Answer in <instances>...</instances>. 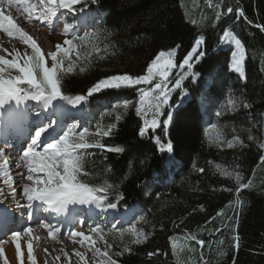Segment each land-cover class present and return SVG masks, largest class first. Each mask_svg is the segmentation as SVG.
Segmentation results:
<instances>
[{"label":"trees","instance_id":"obj_1","mask_svg":"<svg viewBox=\"0 0 264 264\" xmlns=\"http://www.w3.org/2000/svg\"><path fill=\"white\" fill-rule=\"evenodd\" d=\"M73 8L103 15L92 34L99 39V50L80 54L82 62L61 80L62 94L85 95V106L92 111L98 109L97 99L88 96L87 90L99 79L118 73L145 74L161 50L167 52L176 44L182 46L176 55L178 63L195 38H205L202 50L207 57L200 63L193 61V74L171 95V108L165 114L178 103L182 91L188 93V100L172 112L166 132L163 127L155 130L162 142L170 140L175 146L171 162L157 150L150 134L143 139L137 135L142 119L136 115L132 89L118 92L132 102L127 110L119 107L109 116L105 113L112 107L101 109L103 127H117L98 141L124 151L89 149L94 155L85 158L90 175L83 179L96 185L120 184L118 190H111L107 202L116 203L117 208L135 207L139 211L136 227L151 233L144 243L131 245V253L117 256L131 236L127 233L122 240L119 234L106 232L105 246L106 242L113 245L107 247L111 258L116 264H264V162L260 160L264 155L260 147L264 143V30L260 27L264 26V0H79ZM239 10L244 15L238 16ZM225 31L241 40L246 79L230 70L232 50L224 49L220 39ZM208 78L211 83L205 88ZM204 90L207 104L202 114L199 104ZM104 93L103 101L115 98ZM230 99L239 107L217 117L215 112ZM243 103L251 107L245 109ZM117 112L122 113L119 121ZM206 121L214 128L209 133ZM250 134L255 137L252 141ZM234 136L238 141L228 148L225 141ZM223 170L233 175L224 176ZM237 172L244 183L251 181L239 193L235 191ZM140 215L146 222L138 223ZM237 233L238 249L233 247ZM157 250L159 255L148 256Z\"/></svg>","mask_w":264,"mask_h":264},{"label":"snow or ice","instance_id":"obj_2","mask_svg":"<svg viewBox=\"0 0 264 264\" xmlns=\"http://www.w3.org/2000/svg\"><path fill=\"white\" fill-rule=\"evenodd\" d=\"M77 3H79V0H40L37 6L24 2V0H18L16 3L13 0H7V7L10 9L15 7L17 12H24L27 14L28 19L35 20L41 26L45 24L53 26L54 18L57 17L58 10L68 9L74 12L76 9L73 8V5ZM4 6L5 0H0V30L6 33L10 39L18 37L20 41L30 46L32 50L31 54L27 51L20 54L23 60L22 64L18 63L16 59L9 61L0 57V65L5 66L0 67V109H4L5 105H9L11 101H14L16 105L15 107L9 106L4 111H0V141L6 147L10 140H15L21 144L22 151L16 163V168L20 170L17 172V175L20 181H27L22 184V192L19 193L26 201V204H21L19 201H16V206L27 207L29 209V217L41 205L47 206L46 211L57 214L66 213L68 216H72L78 211L75 208L76 205H95L98 208H104L108 196L112 195L111 190H118L120 184L105 182L96 185L83 179V177L90 175L86 170L85 158L86 156L94 155V153L88 151L93 148H98L101 151L107 149L108 151H115L117 153L123 152L124 149L120 147L113 149L101 144L95 139V135L90 134L88 128H83V130L77 132L75 123L68 124L67 129L64 130L61 126L68 120L74 119V117L65 108L53 104V101H57L59 98L75 106L86 98L85 95H76L73 98L63 95L61 91V80L63 76L72 72L74 68L73 64L62 67L66 54L73 50L74 40L64 41V44L69 46L67 49L62 48L58 44L56 51L48 54L51 57V67H48L45 63V56L41 53V49L37 46L34 38L14 22L10 12L7 14L4 13ZM37 7L40 10L39 15H35ZM80 11H83V9ZM232 11L233 9L228 7L227 12L231 13ZM237 15L242 16L244 13L242 10H239ZM220 19L221 12L217 11L216 20L219 21ZM192 23L195 25L196 21H192ZM260 27L264 30V26ZM65 32H67V28ZM220 39L225 43H234L235 51L231 53L230 70L238 73L242 79H246L245 68L243 66L245 50L241 40L229 31H225ZM204 43V36L199 35L195 38L194 43L183 56L182 60H179L175 65L173 63V57L177 55L182 46L176 44L167 52L161 50L148 64L146 74L134 76L129 73H118L105 76L87 90V95L92 96L93 94L110 89L123 90L132 86H146L137 89L139 100L135 107V112L142 119V124L138 128L137 135L143 139L146 134H150L154 144L158 146L157 150L162 153H169L168 160L171 162L173 160L172 154L175 153V146L170 140L167 143L162 142L161 137L155 134V130L163 127L165 132L167 131L173 113L172 111H168L165 114L164 107L171 108L169 97L172 92L180 89L185 78L193 74V61L200 63L207 57V52L200 49V46ZM93 48H95L94 45ZM5 51L7 50L5 49ZM14 51L17 50L14 49ZM58 53L61 54L58 55ZM77 58L79 59V56ZM174 67L178 68L179 71L176 73L174 83H172L169 79V72ZM6 69L9 71L15 70L18 75L4 79L3 74ZM261 70H264V68ZM80 71L83 72L84 68L81 67ZM21 84H26L29 87L27 89L21 88L19 86ZM27 100L41 102L43 108L49 109V111L46 115L37 112L33 116L28 108L20 107ZM131 104V101L118 103L112 107L111 111L105 113V115H112V112L116 111L119 107L127 110ZM237 107H239V104L230 99L222 110L215 112V115L221 117L228 111H235ZM243 107L248 109L251 105L243 103ZM149 113H151V119L147 118ZM165 115H167V118H163ZM52 117L56 118L54 122H45L51 121ZM121 119L122 113L117 112L116 120L119 121ZM116 127V124H108L105 128L101 129L99 124H97L96 134L104 137L110 136ZM61 132L62 134H60ZM29 138L30 142L24 147V142L29 141ZM217 139H220V137L218 136ZM254 139L255 137L251 134L248 136L249 141ZM237 141L238 137L234 136L233 139L226 140L225 143L228 148H232ZM239 143L243 146V141H239ZM218 146L223 147V145ZM260 147L264 148V143ZM3 153L4 148H0V155ZM260 160L264 162V155L260 156ZM2 169L3 166L0 165V176L4 177V183H8L10 180L15 183L13 177ZM24 169H26V172ZM129 170L131 169L129 168ZM200 171L204 170L200 169ZM221 174L227 177L233 175L232 172L227 170H223ZM235 180L237 185L235 191L237 193L251 186V181L248 183L243 182V178L239 172L235 173ZM213 190L215 191V189ZM224 190L229 192L233 191V189ZM12 194L13 197L17 195V189L15 187L12 188ZM120 198L121 194L117 192V199ZM37 201L40 202L39 205L35 204ZM0 203H3V201L0 200ZM116 207V203L107 202V208L111 209ZM216 215L219 216L220 212H217ZM4 220H6V217L3 212H0V231L3 230ZM141 221L146 222L145 216H139L138 223ZM122 223H128V221H122ZM45 227L48 228L49 235H52L54 226L45 225ZM56 231L58 232L59 229H56ZM24 232L31 235L32 230L31 228H25ZM90 232L93 235H99L101 239H104L106 235L98 224L90 226ZM108 232L119 234L122 240L125 233L131 236L129 242L123 245L122 251L116 253L117 256L122 255L124 252L131 253V245H140L151 235V233H146L142 229H138L136 224H131L126 229L117 224H112ZM71 235L74 237H83L84 241L91 239L83 231H72ZM11 236L15 242L21 236V232L13 231ZM192 239H196L194 234L192 235ZM233 239L236 241L233 247L238 249L239 234L237 233ZM197 243L202 245L204 242L198 240ZM106 247L111 248L113 245L107 244L106 242ZM28 249V257L31 260V242L28 244ZM45 251L48 250L45 249ZM94 251L99 252V249H94ZM15 255L19 261L21 259V248L18 243L15 247ZM75 255L79 256L81 260L85 258L80 252H76ZM103 255L108 257L107 264H116L109 253L105 252ZM154 255H159V250L148 253L150 258Z\"/></svg>","mask_w":264,"mask_h":264},{"label":"rangeland","instance_id":"obj_3","mask_svg":"<svg viewBox=\"0 0 264 264\" xmlns=\"http://www.w3.org/2000/svg\"><path fill=\"white\" fill-rule=\"evenodd\" d=\"M180 1L182 3H184V2H187L189 0H180ZM13 2L16 3V2H18V0H13ZM24 2H28V1L24 0ZM29 2H31V0H29ZM39 2H40V0H32L31 4L38 6ZM4 7L6 8V11H8L9 8L7 7V0H5V6ZM38 11H40V10H38ZM23 14H25V13H23ZM86 14H87V12H83V13H78L75 15L71 11H69L68 9H60L57 12V17L54 18L53 26H49L46 24L41 26L38 22L35 21V23L31 24V26L26 28V30H31L32 36H35V38H36L35 42L37 43V46L40 47L41 53L45 56L46 66L51 67V57L48 54L53 52V51H56V46L58 44L61 45V47L64 49H67L69 47L68 45L64 44L65 40H74V47H73L72 51H70L66 54L64 62L62 64V67H67L69 64L77 65L79 62H82V60L80 59V54H84L87 52L92 53V51H94V50H97V51L99 50V48L101 46V44L99 43V39H96L94 36H92V34L95 30L93 28L96 24V20H94V23L89 24L88 28L80 27V25L78 23V22H81L82 24L85 23L84 22V16ZM87 15H90V14L88 13ZM26 16H27V14H26ZM91 18H90V20H92ZM66 28H67V32H65ZM81 38H83V39H81ZM221 44H222V47L224 49L230 48L232 50V52L235 51L234 43H232V42L225 43V42L221 41ZM93 45L95 46V48H93ZM10 46H11V49L9 51H5L2 48H0V57H3L9 61L16 59L17 62L21 63V64H22L23 60H22L20 54H22L25 51H27L29 54H31V51H32L30 46L25 45L22 41L19 40L18 37L15 39H12ZM14 49H16L17 51H14ZM60 54L61 53H58V55H60ZM78 56H79V59L77 58ZM173 63H174V65L177 64L176 63V56L173 57ZM0 67H5V66L0 65ZM178 71H179V69L174 67L169 72V79L172 81V83H174V78H175L176 73ZM185 71H187V69H185ZM15 75H18V73L15 70L9 71L6 69L4 74H3V78L8 79L10 76H15ZM187 78L188 77H186L185 80ZM19 86L25 87L24 89H27L29 87L26 84H21ZM139 87H146V86L141 85V86H132L130 88H127V89H132L133 92L135 93L136 106H137L138 100H139V93L137 91V89ZM175 91H173L172 94ZM104 92H109V94L113 93V95L115 94L114 96H112L115 98L113 100L103 101L104 100L103 98L105 96ZM118 92H119V90H111L110 89V90H104L101 93L93 94L94 96H96V99H97V101H95L96 102L95 104H97V105H95V106H98V109L96 108L95 111H88V109L85 108V106H84L86 100H83L82 106H81V112H80L79 116H72V117H74V119L68 120L65 123V125L68 126V124L75 123L77 126V129H76L77 132L83 130V128H88L90 131V134L95 135V139L99 140L100 135L96 134L97 124H99L101 129L105 128V127H103L104 124L101 123L100 117H99L103 111L101 109H108L109 107H113L114 105H116L118 103H122L123 101H127V100L119 97ZM188 98H189L188 93L186 91H182V93L180 94L178 103L175 105L174 108H172L171 111L173 112L176 108L184 105L185 101L188 100ZM170 99H171V96L169 97V100ZM115 100H117V101H115ZM58 101L61 103L60 106L63 108H68L71 106L67 101H63V103L60 99H58ZM105 102H107V103H105ZM166 109H170V108L165 106L164 112ZM147 118L151 119V113L148 114ZM213 129L214 128H213L212 124H210L209 121H206L205 122L206 132L209 133ZM163 153L167 154V157H169V153H167V152H163ZM4 159H6V158H4ZM167 160H168V158H167ZM0 165H1V161H0ZM6 169H7V172L11 175V171L8 170V167ZM3 180L4 179L0 180V184H2ZM14 184L15 183H12V184L10 183L7 185V188H9V192H11V193H12V188H13ZM1 189L6 190V187L4 188V186L2 185ZM111 210L115 211L114 208H111ZM16 214H17V212H16ZM132 214H134L132 221H130L127 224L118 225V226L126 229V228L130 227L131 224H136L137 216H138L137 210L133 211ZM114 224H116V223H114ZM100 227L106 233V232H108V229L111 226H106L105 224H100ZM15 229H17L16 224L12 225L11 228L5 230L3 233H1L0 240H2L3 242L10 241L9 237L11 236V233L13 231H15ZM74 230L83 231L85 235H88L91 237L90 240H88L87 242L85 241L86 244H89L90 251H91V258L89 260V264H107V256L103 255V253H105V252L109 253V249L105 246V239H101V237L99 235H93L90 232V224H87V225L86 224L82 225V223H81V225L77 224V228H75ZM125 234H127V233H125ZM24 235L27 236V234H25V233H24ZM94 249H99V252H95ZM73 251H74V253L77 252V250H73ZM24 255L21 259L22 264H53V263H50L48 261V258L41 251V248H39L38 245L36 246V252L35 253L32 252V259L31 260H29V257L27 258L26 253H24ZM64 260L68 261V258L64 257ZM0 264H9L8 261L3 257L1 252H0Z\"/></svg>","mask_w":264,"mask_h":264},{"label":"bare ground","instance_id":"obj_4","mask_svg":"<svg viewBox=\"0 0 264 264\" xmlns=\"http://www.w3.org/2000/svg\"><path fill=\"white\" fill-rule=\"evenodd\" d=\"M26 1H28L27 3L32 2V0L31 2H29V0H26ZM38 10L39 9L37 8L35 15L39 14L40 11ZM3 11L5 14L10 12L14 22L17 23L22 28V30L28 33L36 41L35 36H32L31 30H26L27 27L35 23V20L28 19L26 14H23L24 12H17L15 10V7L11 9L9 8L8 11H6V8L4 7ZM11 41L12 39H10L7 34H5L4 32L0 30V48H2L3 50L6 49L7 51H9L11 49V46H10ZM56 102L57 101H53V104H56ZM30 104H36V103L34 101L27 100V101H24V103L20 107H23L26 105L29 106ZM39 104H42V103L39 102ZM39 104H36V105H39ZM9 106L15 107L16 106L15 102L14 101L9 102V105H5V108L0 109V111H4ZM35 108L36 107L29 108L33 116H35L36 114ZM67 111L69 114L72 113L71 110H67ZM42 115H45V114H42ZM15 142H16L15 140H11L10 143L6 147L2 144V141H0V148H4V153L0 155V161H1V165L3 166L2 170L4 172H7V169H6L7 167H8V170L11 171V176L13 177V180L15 181V188L17 189V195L21 196L19 193L22 192V184L27 181H23V182L20 181L17 175V172L20 171L16 168V163L19 157H14L13 159H11L10 162L4 161L5 162L4 163L2 161L7 156V153H10L13 151V148H10V146L14 145ZM24 171L26 172V169H24ZM1 179H4V177L0 176V180ZM10 183L12 184L13 182L10 180L8 183H4V180H3L2 184H0V200L3 201V203H0V212H3L5 217L8 214L16 215V212H18V207L16 206V201H18V197L16 196L13 197L12 193L9 192V188H7V185ZM28 183H31V182H28ZM2 185L4 186V188L6 187V190L1 189ZM23 204H26V201H24ZM20 212H22V210H20ZM23 212L28 213L29 209L27 207H24ZM84 215H85V210L80 207L78 211L76 212V215L71 220L73 222V220L76 217L82 218ZM22 223L24 224L25 222H22ZM3 225L4 227H3V230L0 231V235L5 230H7L10 226V224H5L4 221H3ZM65 233H66V230L63 232L57 233L56 237H53V236H49L48 232L45 229H37V228L34 229L33 236L32 235L26 236L24 235V233L21 232V236L15 242L13 241L12 236L9 237L10 241L8 242L6 241L3 242L2 240H0V252L3 255V257L8 261L9 264H22L21 259L24 253H26V256L28 258V251H29L28 244L29 242H31L32 252L33 253L36 252V246L38 245L39 248H41V251L48 258V261L50 263H53V264H89V260L91 258V251H90L89 244H86L87 241L85 242L83 237H74V236L70 237V233L68 234V236H66L67 234L65 235ZM17 243L20 245V248H21V259L19 261L17 260L16 255H15V247ZM45 249H47L48 251H45ZM73 250H77V252L82 253L85 258L81 260L79 256L75 255L76 252L74 253ZM64 257L68 258V261H65Z\"/></svg>","mask_w":264,"mask_h":264}]
</instances>
